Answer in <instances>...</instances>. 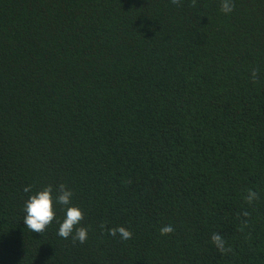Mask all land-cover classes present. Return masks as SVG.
<instances>
[{
	"label": "trees",
	"instance_id": "trees-1",
	"mask_svg": "<svg viewBox=\"0 0 264 264\" xmlns=\"http://www.w3.org/2000/svg\"><path fill=\"white\" fill-rule=\"evenodd\" d=\"M233 4L0 0V264H264V0ZM49 185L84 243L24 225Z\"/></svg>",
	"mask_w": 264,
	"mask_h": 264
},
{
	"label": "clouds",
	"instance_id": "clouds-1",
	"mask_svg": "<svg viewBox=\"0 0 264 264\" xmlns=\"http://www.w3.org/2000/svg\"><path fill=\"white\" fill-rule=\"evenodd\" d=\"M233 0H222V11L227 15L233 11ZM255 77V73H253ZM31 186L25 188V192H30ZM73 193L66 189L64 185H60L58 189H54L51 185L44 187L42 190L30 195L25 203L23 220L24 225L34 233H42L46 228L56 221L59 224L57 235L67 239L70 236L73 240H78L84 243L87 240L88 229L77 227L83 219L82 211L71 205ZM257 199V194L251 190L248 191L246 200L252 203ZM56 206H65L64 217L62 220L56 218ZM161 235H167L174 231L171 225L161 228ZM120 238L128 240L132 237L131 231L124 227H118L110 230V235H117ZM212 243L221 251L224 252L225 241L219 234H213L211 237Z\"/></svg>",
	"mask_w": 264,
	"mask_h": 264
}]
</instances>
